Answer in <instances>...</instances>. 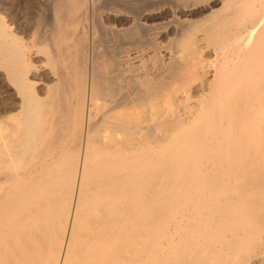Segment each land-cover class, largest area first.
<instances>
[{"label": "bare ground", "instance_id": "obj_1", "mask_svg": "<svg viewBox=\"0 0 264 264\" xmlns=\"http://www.w3.org/2000/svg\"><path fill=\"white\" fill-rule=\"evenodd\" d=\"M36 1L50 87L0 15V264H264V0H173L167 48L148 0Z\"/></svg>", "mask_w": 264, "mask_h": 264}, {"label": "rangeland", "instance_id": "obj_2", "mask_svg": "<svg viewBox=\"0 0 264 264\" xmlns=\"http://www.w3.org/2000/svg\"><path fill=\"white\" fill-rule=\"evenodd\" d=\"M186 1H191V0H186ZM36 2H37L36 0H0V15L4 20V22H6V24L10 28H12V31L14 32L16 38L19 39L21 42L23 41L24 42L23 44L29 46L30 48L32 47L30 49L32 50L31 54L34 58L32 59V62L33 64H35V66L38 65L39 66L38 68L40 69L39 77L35 81H37V85H39L38 87L42 88L43 86L50 87L52 85V82L50 81L51 78L49 79L47 75L48 66L46 65V59L43 54L39 53L38 48L35 47H38L40 44L43 45L47 44L45 39H47V41L49 39L48 35H49L50 27L53 25V19L51 15H49L50 13L45 12L44 21L45 22L47 21V23L44 24L43 22L42 25L38 26L36 24V20L38 18V14H40L41 12L38 11L39 9L36 5ZM147 2L148 4H146V6L151 5L152 7L149 8L150 12H146V14L148 13L147 14L148 18L142 21L144 26H146L145 29L144 28L142 29L143 34L145 33L146 35L145 37L146 38L148 37L147 38L148 40L156 41V42L158 41L157 43L159 44V46L163 48H167L169 45L172 44L174 39L173 38L174 36L170 33H167L164 29L165 24L172 17L170 8L173 9L172 8L173 0H148ZM216 7L218 8V6ZM216 7L213 8L206 7L202 9V7L199 6L194 8L195 10L192 12L193 13L192 15H186L185 17L183 16L181 17L180 15H176V16H178V18H181V20L189 21L190 24L192 25H198L199 21H201L204 17L208 16L211 13V11L217 9ZM154 9L157 10L155 11ZM106 12L107 11L104 10L103 13ZM100 20H102L103 26H110L114 31H118L120 28H122V26L125 28L128 25H130V23H128L127 25L124 24L125 22L119 18L116 19L112 18L108 24L105 14L102 17H100ZM49 25L50 27H48ZM158 34L161 36L160 38H158ZM111 38H112V34L104 35L101 38L99 37L98 41L101 46L100 49L105 50V52L107 51L108 53L114 54L116 58H118L120 61L124 60L127 53L128 52L129 54L131 53L132 51L130 48L131 46H129L127 42L120 41L121 42L120 43L117 41H111L112 40ZM33 51H35L36 53ZM146 65L148 69H151V66H153L151 62H148ZM1 81L2 80L0 78V111H2L4 108L8 109L11 106L10 102H11V94H12V88L9 87L5 81L2 82ZM5 106H7L8 108H6Z\"/></svg>", "mask_w": 264, "mask_h": 264}]
</instances>
